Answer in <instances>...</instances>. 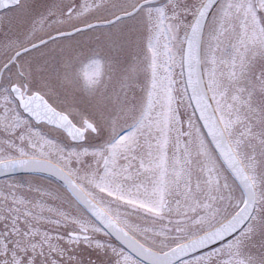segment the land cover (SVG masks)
Wrapping results in <instances>:
<instances>
[{"label":"snow or ice","instance_id":"6c2138e0","mask_svg":"<svg viewBox=\"0 0 264 264\" xmlns=\"http://www.w3.org/2000/svg\"><path fill=\"white\" fill-rule=\"evenodd\" d=\"M0 264H264V0H0Z\"/></svg>","mask_w":264,"mask_h":264}]
</instances>
